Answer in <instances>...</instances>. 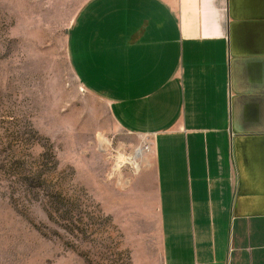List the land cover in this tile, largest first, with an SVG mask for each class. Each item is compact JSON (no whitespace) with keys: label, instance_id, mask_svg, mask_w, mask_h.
<instances>
[{"label":"crops","instance_id":"1","mask_svg":"<svg viewBox=\"0 0 264 264\" xmlns=\"http://www.w3.org/2000/svg\"><path fill=\"white\" fill-rule=\"evenodd\" d=\"M87 1L80 78L149 139L161 264H264V0Z\"/></svg>","mask_w":264,"mask_h":264},{"label":"rangeland","instance_id":"2","mask_svg":"<svg viewBox=\"0 0 264 264\" xmlns=\"http://www.w3.org/2000/svg\"><path fill=\"white\" fill-rule=\"evenodd\" d=\"M88 4L0 0V264H161L149 139L80 78Z\"/></svg>","mask_w":264,"mask_h":264}]
</instances>
